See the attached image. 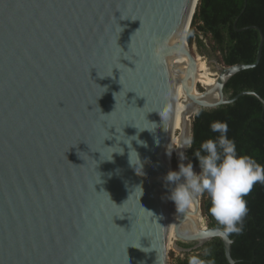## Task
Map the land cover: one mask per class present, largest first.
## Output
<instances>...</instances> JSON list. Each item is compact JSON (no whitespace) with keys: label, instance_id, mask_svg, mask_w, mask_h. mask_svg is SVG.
I'll list each match as a JSON object with an SVG mask.
<instances>
[{"label":"water","instance_id":"95a60500","mask_svg":"<svg viewBox=\"0 0 264 264\" xmlns=\"http://www.w3.org/2000/svg\"><path fill=\"white\" fill-rule=\"evenodd\" d=\"M198 1L0 0V264H169L176 206L163 178L180 89L177 165L199 110L264 104L224 92L259 65L258 27L253 64L217 60L214 85L198 83L187 40ZM194 205L179 213L175 238L193 245L181 250L218 238L236 264L229 235L200 236L217 225L203 226L202 197Z\"/></svg>","mask_w":264,"mask_h":264},{"label":"trees","instance_id":"16d2710c","mask_svg":"<svg viewBox=\"0 0 264 264\" xmlns=\"http://www.w3.org/2000/svg\"><path fill=\"white\" fill-rule=\"evenodd\" d=\"M251 27H258L264 33V0H199L187 40L192 47L197 34H201L210 40L212 51L221 64L227 67L250 65L255 62L260 43L259 31ZM241 29L245 30L239 31ZM245 91L255 92L264 100V47L259 65L236 74L224 89L229 98ZM216 121L228 125L227 135L235 141L239 153L264 165V104L251 95L214 110H199L192 117L194 142L187 150L192 163L198 165L193 152L200 144L218 135L210 129ZM245 200L248 214L244 230L241 234L229 235L234 240L232 257L236 264H264V185L256 184ZM209 208V199L202 197L203 217L212 228L216 222ZM192 246L183 245V248ZM190 256H198L204 264H229L223 243L218 238L184 257L171 254V264H188Z\"/></svg>","mask_w":264,"mask_h":264},{"label":"clouds","instance_id":"9594fccd","mask_svg":"<svg viewBox=\"0 0 264 264\" xmlns=\"http://www.w3.org/2000/svg\"><path fill=\"white\" fill-rule=\"evenodd\" d=\"M210 129L218 135L203 141L193 152V156L198 161L199 172L194 170V164L185 154V149L192 148L193 138L186 137L182 141L178 151L180 160L178 171L170 170L163 178L165 187L170 193L167 199L174 202L177 213L180 214L190 209L199 198L206 196L209 199V213L217 227L201 231V237L214 233L241 234L248 214L245 197L256 184L264 185V165L238 152L235 141L227 135L226 123L213 122ZM127 145L129 149H132V143ZM122 150L119 153L121 155L124 154V149ZM132 150L135 151V149ZM167 154L171 157L172 151H168ZM137 157L140 161L138 153ZM185 161L188 163L185 164ZM135 169L138 174V169ZM139 171L143 173V166L139 168ZM188 264H204V261L198 256H190Z\"/></svg>","mask_w":264,"mask_h":264},{"label":"bare ground","instance_id":"6f19581e","mask_svg":"<svg viewBox=\"0 0 264 264\" xmlns=\"http://www.w3.org/2000/svg\"><path fill=\"white\" fill-rule=\"evenodd\" d=\"M189 63V61H188ZM198 83L201 84L202 87H212L216 81L215 79H211V74L208 70V68L202 69L200 72L198 70ZM198 95H200V92H197ZM213 98H218V95H214ZM177 105H176V113H175V124H174V136L173 140L170 146V150L172 151L171 157L167 156V160L171 163L173 158L175 159V153L177 148L179 147V133L181 132L183 125L185 124L186 120H188V112H189V107L188 104L189 102L186 100L185 95L183 94L182 89H180L178 96H177ZM173 170V169H172ZM192 211L195 209V205L193 204L192 207L190 208ZM179 213H177V210L175 212V218L173 220L172 226H171V232H170V238L176 237L175 235V228L178 223L179 219ZM193 219L197 221L198 223H201V217H200V212L197 214L193 215ZM204 226V225H203ZM184 231H187L190 229L189 224H185L182 228ZM175 240V239H174ZM173 241V240H172Z\"/></svg>","mask_w":264,"mask_h":264},{"label":"rangeland","instance_id":"374dc122","mask_svg":"<svg viewBox=\"0 0 264 264\" xmlns=\"http://www.w3.org/2000/svg\"><path fill=\"white\" fill-rule=\"evenodd\" d=\"M202 42V44H200ZM190 49L194 56H196L198 64H199V72L204 69L208 68L209 72L213 74L211 76V79H215L217 77V71L215 67V61H219L217 58V55H215L211 48V42L208 38L203 37L201 34H197L194 44L192 47L190 46ZM200 84V83H199ZM201 86V84H200ZM203 90L199 87L198 92H202ZM193 117V116H192ZM192 117L189 118L190 122L192 121ZM172 167L173 171H178V165L176 163V160L172 161ZM203 225H207L205 219H203ZM175 239V240H174ZM173 240V241H172ZM183 243L178 242L176 238H171L169 243V264H171V254H174L175 257H184L185 252L181 250L183 247Z\"/></svg>","mask_w":264,"mask_h":264}]
</instances>
